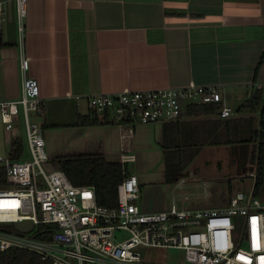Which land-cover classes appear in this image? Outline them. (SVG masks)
<instances>
[{"label":"crops","instance_id":"1","mask_svg":"<svg viewBox=\"0 0 264 264\" xmlns=\"http://www.w3.org/2000/svg\"><path fill=\"white\" fill-rule=\"evenodd\" d=\"M1 1L6 23L0 31V103L21 97L14 4ZM25 26V76L39 85L43 111L33 119L48 157L56 150L79 149L92 138L105 155L119 157L120 131L107 114L89 109L90 96L193 84L223 88L227 103L230 98L238 103L237 111L256 83L264 85V0H30ZM78 118H95L98 124L78 126ZM225 121L189 116L186 110L174 123L137 126L131 154L136 161L145 153L163 162L172 155V161H187L191 151L184 146L196 144L200 148L192 161L208 159V147L202 146L208 145L205 125ZM144 162L140 171L148 167ZM146 172L134 174L137 205L144 213L172 204L213 209L206 177L189 172L168 183L165 167L161 173Z\"/></svg>","mask_w":264,"mask_h":264},{"label":"built area","instance_id":"2","mask_svg":"<svg viewBox=\"0 0 264 264\" xmlns=\"http://www.w3.org/2000/svg\"><path fill=\"white\" fill-rule=\"evenodd\" d=\"M12 1L21 97L0 103V121L7 136L22 122L29 160L0 157L6 180L0 188V254L23 250L49 264H157L142 258L144 248L182 251L184 264H264V203L254 190L251 195H232L222 208L190 210L172 204L162 212L144 213L137 205L138 178L126 171L136 162L130 144L137 126L177 122L188 107L198 105L217 106L215 116L223 120L239 116L221 87L190 84L88 97L89 109L107 114L120 131L123 178L114 208L98 207L93 187L74 186L64 172L44 169L49 157L42 129L30 119V114L42 115L43 101L37 80L25 76L30 0ZM4 5L0 0V31L6 23ZM254 89L264 92V85L256 83ZM24 222H30L31 229L17 231L15 225Z\"/></svg>","mask_w":264,"mask_h":264},{"label":"trees","instance_id":"3","mask_svg":"<svg viewBox=\"0 0 264 264\" xmlns=\"http://www.w3.org/2000/svg\"><path fill=\"white\" fill-rule=\"evenodd\" d=\"M218 107L211 105H198L188 107L187 114L189 116H211L215 115ZM259 109V130L255 129V118L253 115ZM249 111L247 118L239 119L240 112ZM239 116L226 120L225 122L207 123V136L203 134V140L208 145V159L216 156L220 151L228 148L230 150L237 148H245L247 143L259 142V156L256 160H252V166L255 168V185L254 196H258L260 187L263 183L262 170V155L261 148L264 142V92L254 90L250 99L246 101L238 110ZM94 115V114H93ZM252 116V117H251ZM238 118V119H237ZM105 124H110L107 120L103 121ZM98 120L95 118H78V126L96 125ZM209 131V133H208ZM206 133V132H205ZM98 140L92 138L84 142L79 149H60L56 150L53 156L49 157L48 165L54 170H60L66 174L70 182L77 187H93L95 191V198L97 206L102 209L114 208L117 204V187L122 181L123 171L118 156L105 155L102 145H98ZM179 150V147H177ZM200 146L186 145L184 150H190V158L187 161L179 158L175 160L172 166L166 164L165 175L168 183H173L178 178L187 175L189 172H194L196 175L206 177L194 170L187 169L193 163L194 152ZM22 144L17 140H11L9 143L7 157L11 161H17L22 156ZM188 152V151H187ZM215 158V157H213ZM208 159L202 162L208 165ZM170 161V160H168ZM172 161V160H171ZM167 162V161H165ZM173 162V161H172ZM246 162V161H245ZM244 162V163H245ZM247 164V163H245ZM237 165V164H236ZM239 165V164H238ZM244 165V164H243ZM233 167V166H231ZM127 171V170H126ZM227 183V196H232L230 189V182ZM6 186L5 172L0 166V188ZM0 264H49L42 262L39 257L33 253L23 250H11L0 254Z\"/></svg>","mask_w":264,"mask_h":264},{"label":"rangeland","instance_id":"4","mask_svg":"<svg viewBox=\"0 0 264 264\" xmlns=\"http://www.w3.org/2000/svg\"><path fill=\"white\" fill-rule=\"evenodd\" d=\"M229 106L232 109H236L237 102L234 103V100L230 98ZM259 109L255 111L253 115L255 118V129L259 130ZM249 111H242L240 112L241 117H250L248 116ZM33 117L35 115L30 114V119L34 122ZM252 117V116H251ZM16 138L13 140H19L22 144V160H29V153L27 150L26 145V137L24 127L21 121H19L16 132L13 135H9V138L6 137V134L3 129V125L0 121V157L5 158L7 156V151L9 147L10 138ZM245 148H237V150L232 149L224 150L219 149V153L216 156L210 157L208 161V165L201 161V157L198 160L193 161L191 165L187 168L189 170H194L201 175H205L207 179L211 180V193L212 197L209 202L213 205L212 208H222L227 206L228 202L223 194H227V183L228 180H231L230 189L231 194L243 193L245 195H251L254 190L255 185V175L254 177H249V174L255 172V168L252 166V160L256 162L259 156V142L254 141L247 143ZM47 151V148H46ZM261 155H262V170L264 174V142L261 148ZM175 158L174 155L168 156L166 158L167 162H163L157 159L156 156L150 155L149 153L142 154V157H138L136 163L128 164L127 165V172L129 174L139 175L140 173L146 172L148 173H156L166 167V164L170 167L173 165L174 161L172 162L171 159ZM209 158V157H208ZM50 160V159H49ZM170 160V161H168ZM144 164H148V167L144 168L146 170L140 171L142 162ZM246 161V162H245ZM247 164H245V163ZM252 163V164H250ZM237 164V165H236ZM239 164V165H238ZM244 164V165H243ZM233 166V167H231ZM44 169L46 171L54 170L48 164L44 165ZM140 171V172H139ZM147 173V172H146ZM145 173V174H146ZM255 174V173H254ZM262 185L260 187L259 194L257 198L260 202L264 203V175L262 177ZM224 189V191L222 190ZM138 204V202H137ZM139 206V205H138ZM188 206H191L188 204ZM242 227L238 228V236L241 234ZM140 253L142 258L145 261H152L157 264H184L183 263V252L179 250H157V249H140Z\"/></svg>","mask_w":264,"mask_h":264},{"label":"water","instance_id":"5","mask_svg":"<svg viewBox=\"0 0 264 264\" xmlns=\"http://www.w3.org/2000/svg\"><path fill=\"white\" fill-rule=\"evenodd\" d=\"M15 229L20 232H25L31 229L30 222L19 223L15 225Z\"/></svg>","mask_w":264,"mask_h":264}]
</instances>
